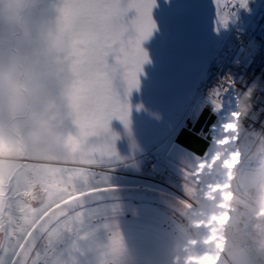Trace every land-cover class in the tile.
<instances>
[{"label": "clouds", "instance_id": "9594fccd", "mask_svg": "<svg viewBox=\"0 0 264 264\" xmlns=\"http://www.w3.org/2000/svg\"><path fill=\"white\" fill-rule=\"evenodd\" d=\"M56 6V0H0V177L27 178L33 207L47 201L54 179L42 166H78L69 140L78 138V129L64 91L65 42ZM256 88L254 83L223 102L205 157L188 164L189 171L181 169L183 198L158 193L172 219L183 221L171 264H264V136H256L243 169L238 147ZM115 223L113 230L120 231ZM95 258L98 264H135L124 239L118 251L106 247Z\"/></svg>", "mask_w": 264, "mask_h": 264}, {"label": "snow or ice", "instance_id": "6c2138e0", "mask_svg": "<svg viewBox=\"0 0 264 264\" xmlns=\"http://www.w3.org/2000/svg\"><path fill=\"white\" fill-rule=\"evenodd\" d=\"M246 3L215 0L219 24L225 26L232 9ZM56 5L57 31L65 42L64 91L78 129V138L69 140L79 153L73 161L78 166H42L54 179L40 207L31 206L34 186L27 178L0 177V264H98L102 249L116 252L123 244L121 232L113 230L119 207L105 204L116 191L105 169L112 158L119 159V137L109 123L117 119L129 128L127 97L138 89V74L147 62L141 45L155 28V0H56ZM215 95L218 111L222 101Z\"/></svg>", "mask_w": 264, "mask_h": 264}, {"label": "rangeland", "instance_id": "374dc122", "mask_svg": "<svg viewBox=\"0 0 264 264\" xmlns=\"http://www.w3.org/2000/svg\"><path fill=\"white\" fill-rule=\"evenodd\" d=\"M132 15L134 13H129V18ZM151 16L155 28L141 45L147 62L138 74V89L127 97L129 128L126 131L117 119L109 123L110 132L119 137L115 141L119 159L112 158L105 174L112 187L149 188L183 198L182 168L169 160L168 165L180 177V184L175 187L178 193L154 181L122 174H133L125 163L139 158L150 145L158 144L161 153L166 155L190 111L188 104L196 86L231 20L229 18L225 26L219 24L215 0H155ZM120 95L123 101L122 90ZM238 142L243 153L244 145L239 139ZM93 170L103 171L101 168ZM105 204L118 205L116 219L135 264H171L173 247L179 242V225L183 223L178 217L172 219L173 213L152 204Z\"/></svg>", "mask_w": 264, "mask_h": 264}, {"label": "built area", "instance_id": "2783aa9c", "mask_svg": "<svg viewBox=\"0 0 264 264\" xmlns=\"http://www.w3.org/2000/svg\"><path fill=\"white\" fill-rule=\"evenodd\" d=\"M232 13L230 27L204 70L188 106L191 109L195 101L202 100L218 120L226 107L223 102L231 101L233 95H242L255 83L252 110L239 135L244 145L241 154L248 162V154L256 145V136H264V0H247L245 8L237 6ZM216 93L222 101L219 111L214 110ZM125 164L133 174L123 176L154 181L174 192L180 184L178 173L168 165L158 144L148 146L139 158Z\"/></svg>", "mask_w": 264, "mask_h": 264}, {"label": "water", "instance_id": "95a60500", "mask_svg": "<svg viewBox=\"0 0 264 264\" xmlns=\"http://www.w3.org/2000/svg\"><path fill=\"white\" fill-rule=\"evenodd\" d=\"M216 123L217 120L210 114L205 103L202 100L195 101L182 127L166 152L165 156L167 160L189 171L188 164H194L196 160L205 157V153L209 147V130ZM204 131H207L205 135H203ZM181 158H184L186 161L185 164H181ZM113 188L116 191L106 198L105 203L133 202L138 204H152L173 213L158 196L160 191L142 187Z\"/></svg>", "mask_w": 264, "mask_h": 264}, {"label": "bare ground", "instance_id": "6f19581e", "mask_svg": "<svg viewBox=\"0 0 264 264\" xmlns=\"http://www.w3.org/2000/svg\"><path fill=\"white\" fill-rule=\"evenodd\" d=\"M247 165H248L247 160H244V158L242 157V165H241L242 169L245 168Z\"/></svg>", "mask_w": 264, "mask_h": 264}, {"label": "trees", "instance_id": "16d2710c", "mask_svg": "<svg viewBox=\"0 0 264 264\" xmlns=\"http://www.w3.org/2000/svg\"><path fill=\"white\" fill-rule=\"evenodd\" d=\"M179 218V217H178ZM180 219V218H179ZM181 220V219H180ZM182 221V220H181ZM183 222V221H182Z\"/></svg>", "mask_w": 264, "mask_h": 264}, {"label": "crops", "instance_id": "0c3cea01", "mask_svg": "<svg viewBox=\"0 0 264 264\" xmlns=\"http://www.w3.org/2000/svg\"><path fill=\"white\" fill-rule=\"evenodd\" d=\"M138 157H136L135 159H137Z\"/></svg>", "mask_w": 264, "mask_h": 264}, {"label": "flooded vegetation", "instance_id": "af4514ba", "mask_svg": "<svg viewBox=\"0 0 264 264\" xmlns=\"http://www.w3.org/2000/svg\"><path fill=\"white\" fill-rule=\"evenodd\" d=\"M168 211V210H167ZM170 212V211H169Z\"/></svg>", "mask_w": 264, "mask_h": 264}]
</instances>
